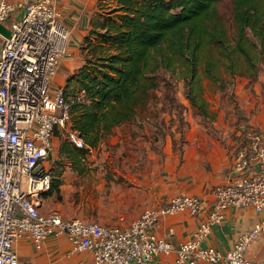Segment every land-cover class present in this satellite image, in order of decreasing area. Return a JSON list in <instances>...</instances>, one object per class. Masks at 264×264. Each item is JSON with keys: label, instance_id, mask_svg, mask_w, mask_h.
I'll use <instances>...</instances> for the list:
<instances>
[{"label": "built area", "instance_id": "2783aa9c", "mask_svg": "<svg viewBox=\"0 0 264 264\" xmlns=\"http://www.w3.org/2000/svg\"><path fill=\"white\" fill-rule=\"evenodd\" d=\"M60 1L0 0V24L10 33L0 31V264H20L15 249L19 238H29L41 248L50 236H66L75 250L91 251L93 260L88 264H156L158 255L173 250L177 258L167 264H264L246 257L264 221L240 235L225 254L200 245L228 207L264 209V132L256 130L240 134L236 176L215 186L206 218L194 238L178 249L155 229L162 215L202 213L205 207L197 195H175L162 206L146 209L127 227L41 211L52 188L53 176L44 164L51 139L57 126L71 121L64 87L53 84L71 36ZM70 138L77 147L85 146L78 134Z\"/></svg>", "mask_w": 264, "mask_h": 264}, {"label": "crops", "instance_id": "0c3cea01", "mask_svg": "<svg viewBox=\"0 0 264 264\" xmlns=\"http://www.w3.org/2000/svg\"><path fill=\"white\" fill-rule=\"evenodd\" d=\"M97 1L61 0L58 4L71 36L68 53L53 77L55 86L64 87L67 79L84 62L82 41L88 33L85 27L90 28L86 16L87 13L92 14ZM242 84L238 88L239 102L236 101L238 113L231 120L232 126L226 121L228 128L221 140L202 136L196 144L193 136H189V143H186L182 153L172 148L170 137H166L163 145L159 138L154 141L153 126L156 124L135 116L116 126L96 146H86L85 155L93 164L85 167L78 161L73 166L69 165L68 155L76 146L70 137L78 132L72 128V122L65 127L57 126L51 139L50 167L46 165V160L44 164L50 172L54 169V178L60 184L45 194L41 211L58 212L69 219L127 227L146 209L162 206L175 195H197L205 207L202 213L192 215L187 211H178L162 215L155 229L159 237L178 249L181 244L194 238L206 218L214 201L215 186L229 183L236 176L235 156L240 134L246 130L264 132V72L259 74L254 84L245 85L244 81ZM85 155H79V158ZM102 160L107 164L99 163ZM71 173H74L75 179L74 193L80 199L79 204L75 202L74 216L69 215L59 197L64 189L67 190V177ZM263 221L264 209L257 211L253 207L230 206L225 210L222 221L211 226L200 245L225 254L240 235ZM15 249L20 264H88L93 260L91 251L75 250L66 236H50L41 248H37L31 239L22 237L16 241ZM246 257L264 261V229L249 245ZM176 258V250H173L170 254L158 255L155 262L174 263ZM198 264L227 262L201 261Z\"/></svg>", "mask_w": 264, "mask_h": 264}, {"label": "trees", "instance_id": "16d2710c", "mask_svg": "<svg viewBox=\"0 0 264 264\" xmlns=\"http://www.w3.org/2000/svg\"><path fill=\"white\" fill-rule=\"evenodd\" d=\"M220 1L119 0L115 12H120V21L102 25L97 45L85 37L90 49L83 47L84 62L64 86L72 128L85 143L82 148L75 145L68 158L83 157L86 146H96L116 126L134 118L158 87L161 70L184 80L191 102L207 115L204 101L195 94L201 70L221 89L231 83L219 75L213 60L203 59L208 47H220L233 77L238 74L234 58L238 52L249 76L259 75L264 65V0H233L237 27L233 40L218 12ZM97 47L100 51L94 54ZM51 173L52 190L60 181Z\"/></svg>", "mask_w": 264, "mask_h": 264}, {"label": "rangeland", "instance_id": "374dc122", "mask_svg": "<svg viewBox=\"0 0 264 264\" xmlns=\"http://www.w3.org/2000/svg\"><path fill=\"white\" fill-rule=\"evenodd\" d=\"M118 7L119 0H98L92 14L87 13L86 23L89 21L90 28L87 29L85 27L88 30L85 37H89L93 45H97L100 42L99 33L102 32V25L104 23L111 20L120 21L117 16L120 12H115V9ZM217 8L224 22L227 35L230 40H233L237 34V27L233 18V0H221L217 4ZM82 46L84 50L90 49L89 44L85 42V38L82 41ZM99 51L100 48L98 47L92 50L94 54H98ZM202 56L204 60L209 58L213 60L215 69L219 75L227 81H231L225 89H221L213 78L207 77L204 74V70H201L198 77V85L200 86L195 94H198L199 99L204 101L207 115L201 113L191 102L188 97L185 81L164 70L160 72L157 79L158 87L152 91L150 100L137 108L138 113L136 116L144 118L149 123L156 124V126H153V130L155 131L154 141L159 138L163 145L166 137H170L172 148L178 151V153H182L186 143H189V136H193L192 139L196 144H198V139L202 138V136L221 140V136L225 133L226 128H228L226 121H229V125L232 126L231 120L237 112L236 101L239 102L240 99L238 94L239 86L243 85V81L245 85H249L254 84L259 79V75L254 78L249 76V73L246 71L245 59L240 52L234 55L236 60L235 68L238 71L235 77L229 74L226 68L228 59L221 54L218 45L208 47ZM263 72L264 65H261L259 74ZM179 156L181 155L179 154ZM48 161L49 156L46 159V165L50 167ZM68 162H70L69 165L76 166L78 160H71L69 158ZM79 162H82L85 167L93 164L86 155ZM99 163L107 164L105 160ZM67 178L66 186L68 188L67 190L64 189L62 196L59 197L65 204L67 211L70 212L69 215L74 216L73 209L75 202L79 204L80 199L79 195L74 193V173L69 174Z\"/></svg>", "mask_w": 264, "mask_h": 264}, {"label": "water", "instance_id": "95a60500", "mask_svg": "<svg viewBox=\"0 0 264 264\" xmlns=\"http://www.w3.org/2000/svg\"><path fill=\"white\" fill-rule=\"evenodd\" d=\"M0 31H1L5 36H9V35H10L8 29H7L3 24H0Z\"/></svg>", "mask_w": 264, "mask_h": 264}]
</instances>
